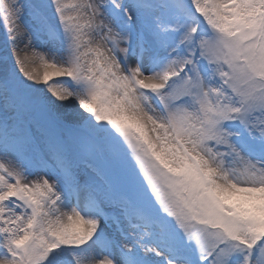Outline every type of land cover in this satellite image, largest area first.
Segmentation results:
<instances>
[{
	"label": "snow or ice",
	"instance_id": "1",
	"mask_svg": "<svg viewBox=\"0 0 264 264\" xmlns=\"http://www.w3.org/2000/svg\"><path fill=\"white\" fill-rule=\"evenodd\" d=\"M0 264H264V0H0Z\"/></svg>",
	"mask_w": 264,
	"mask_h": 264
}]
</instances>
